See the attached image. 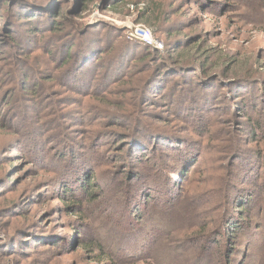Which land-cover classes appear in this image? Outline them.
Here are the masks:
<instances>
[{
  "label": "rangeland",
  "instance_id": "1",
  "mask_svg": "<svg viewBox=\"0 0 264 264\" xmlns=\"http://www.w3.org/2000/svg\"><path fill=\"white\" fill-rule=\"evenodd\" d=\"M11 1L13 5L20 4L27 8L33 16L54 6V0ZM111 1L114 2L96 3L87 12L75 17V21L91 26L95 35L109 34L110 43L120 47L121 54H125L124 51L129 46L133 45L136 49L139 42L158 51L168 61L171 60L164 71L165 93L172 90L171 93L178 96L179 102L174 107L181 108L183 103L186 104L183 109H178L180 112L176 111L179 116L174 117L169 113L173 107L166 104L169 103L166 99L161 102L159 96L158 102L150 99L149 106H139V97L134 98L133 95L124 98V91L128 93L134 88L142 90L143 83L150 75L149 70L140 76L133 75L134 79L127 86L122 83L113 84V93L104 100L105 103L98 104L97 97H82L77 94L74 97H80L79 100H71L69 92H64L59 86L52 87L44 80L45 76H41V71L49 69L54 63V58L50 59L47 53L59 45L50 46L47 38L51 33L41 32L31 36L32 26L20 23L31 19L28 18L30 16L11 12V17L5 18L3 16L6 14H1L0 30L4 31L0 33V264H109L110 261L99 259L97 254L85 251L82 245L93 242L101 230L114 229L120 216L130 210L127 209V204L139 202L137 199L140 192L131 189L122 198L121 188H125L127 173H132L137 166V161L130 157V151L136 152L142 145L151 144L145 139L132 141L124 138L130 133L127 126L130 123L111 122L110 114L120 111L116 103L121 101H126L122 105L127 107L125 110L137 111L136 116L149 126H181L189 139L199 142V145L190 148V152L195 151L200 155L199 162L189 176L184 178L183 183L182 176L172 175L170 172V175L166 174L180 185L178 189L182 188L180 196L186 197L183 204H179L178 200L174 204L173 215H182L184 218L186 211L192 207L197 218L192 226L204 225V233L217 239L221 250L226 249L223 235L225 221L222 222V218L228 216L225 213L226 207L222 204L224 196L231 195L229 185L226 188L224 182L234 171L238 173V168L243 164L242 169L245 165L251 168L253 164V173L244 185L253 189V183L260 174V186L264 185V167L261 168L264 159L256 156L260 148L262 151L264 149V134L251 131L258 122L264 126V0H162L168 11V22L164 28H160L159 33H156L157 27L146 22L151 16L149 7L157 0ZM35 4L42 6L36 7ZM136 29L147 31L149 42L139 40ZM108 43V40L104 41L88 59L96 62L101 49H108ZM135 49V54L142 53V49ZM191 56L195 63L201 65V72L174 67L176 62L192 61ZM233 60L239 64H248L249 70L236 69L226 74L225 71ZM134 63L136 62H131L130 71L136 69ZM99 67L96 65L91 68L90 78H95V81H99L102 78L100 75L106 71L104 68L98 70ZM109 71L107 68V72ZM34 73L37 80L31 85L33 88L41 85V88L38 87L39 97L23 93L25 89L22 77ZM244 76L250 79L242 83L232 81L234 77ZM190 79L204 90L203 101H212L215 105L212 110L202 109L205 107L203 103L198 105L197 112L204 110L203 121L207 123L208 137L204 140L197 136L198 131L192 125L197 122L195 119L190 120L192 123H184L183 117L192 116L190 110L195 104L190 100L194 98L186 96V90L182 87L185 85L188 88ZM159 80L157 74L152 83L154 89ZM94 85L96 88L97 85ZM238 85L245 87L249 99L258 103L256 111L248 109L249 117L247 115L246 118H243L244 114L239 108L246 104L240 102L242 100L239 95L235 94ZM104 87L105 82L97 89L105 90ZM103 95L104 92L100 97ZM69 125L73 128L70 135L83 145L79 151L88 156L89 165L95 173L93 198L80 192L70 195L71 201L61 196L59 183L67 175L61 172L58 157L61 153L66 154L63 163L69 160L70 153L65 142L62 141L61 144L57 136L60 127L66 129ZM201 132L205 133V128ZM152 135L157 140V136L166 137ZM257 135H260L259 138ZM33 139L37 142L32 143ZM157 142L154 141L153 144ZM168 144L169 142L166 143ZM177 145L179 147L180 142ZM159 147L163 151L158 154L145 153L147 156L143 158L146 161H140L138 169L157 173L153 167L155 161L167 163L171 170L176 168L173 150L168 151L165 146ZM175 148L174 144L172 149ZM235 149L239 153L234 156ZM77 171L72 173L75 177L79 175ZM166 175L164 174L165 177ZM158 186L166 189L164 183ZM260 193L264 195V189ZM160 195L158 190L154 195L156 200L150 203L149 208L156 207V204L158 209L166 210L167 207L160 202ZM81 215L86 218L85 221H82ZM185 218L190 219V214ZM186 230L188 228L183 231ZM185 233L182 232L180 237H184ZM216 236L218 238H214ZM169 237L171 236L165 234L156 237L151 254L140 264H168L163 257L158 263H154L151 257L160 255V248L167 244ZM181 240L183 241L174 240L178 243L169 246L170 250L180 246L184 254L190 252H185V249L188 245H193V241H185L184 238ZM193 247L196 248L194 245ZM195 248L191 250L192 255ZM239 250L242 251L240 259L243 260L247 248L243 250L240 247ZM196 252L198 254L199 251ZM187 260L183 255L182 264H187Z\"/></svg>",
  "mask_w": 264,
  "mask_h": 264
},
{
  "label": "trees",
  "instance_id": "2",
  "mask_svg": "<svg viewBox=\"0 0 264 264\" xmlns=\"http://www.w3.org/2000/svg\"><path fill=\"white\" fill-rule=\"evenodd\" d=\"M98 2L107 3L114 1L78 0L77 2H72L69 0H54V6L50 10L43 9L42 12L35 13V16H33L32 12L20 4L13 5L11 0H0V17L1 14H6V16H3L5 18L11 17V12H15L18 15L22 13L25 17L30 16L28 18H31L25 21H20V23L23 22L32 26L31 36L41 32L51 33L50 37L47 38L50 41V46L53 44L59 45L56 46L55 50L47 53L50 59L54 58V63L52 67L49 65V69L46 68L42 70L41 76H45L44 80L52 87L59 86L64 92H69L71 94V100H79L78 98L80 97H74V94H77L82 97H97L96 100L99 101L98 104L101 102L105 103L104 100L108 99L113 93V89L111 88L113 84L122 83L127 86L130 84V81L134 79V76H140L149 70L150 75L144 83L142 81V90L140 88L138 90L137 88H134L128 93L124 91L122 96L124 98L131 95H133L134 98L139 97V106H149L151 100L158 102L157 98L159 96L161 102L166 99L167 102H169L166 104L174 108L173 109L169 106L171 108L169 113L174 115V117H178L179 114L176 113V111L180 112L178 109H183L186 103H183V106H180L181 108H176L174 106L179 102L178 96L171 93L172 90H167L168 92L165 93L166 85L164 82V71L167 68V64L171 63V60L168 61L167 58L158 51H154L150 47L139 42L136 49L134 48L135 46L132 45L133 47L129 46L127 48V50L129 49L128 51H124L125 54H121L120 47L110 43L108 38L109 34L102 36V34L99 33L100 35H95L92 33L94 29L91 28V26L83 25L75 21V17L87 12L90 7ZM34 6L40 7L42 5L35 4ZM64 6L67 7L63 9ZM165 7V1L162 0L155 1L152 6L149 7L151 16L145 21L151 26L159 29H157L156 33H159L160 28L162 26L164 28L168 22V11ZM145 16L147 15L145 14ZM1 31L4 30L1 29L0 33ZM52 39H55V41L53 42ZM107 40L109 41L108 49H101V52L99 53L100 57L96 62H94L93 59L89 60L88 57L90 58V54L93 53L97 47H101V44ZM134 49H142V53L137 55L135 54V51H133ZM192 58L193 56H191V59ZM132 61L136 62L134 63L136 69L130 71L129 67L131 66ZM174 62H176V60ZM195 62L194 58L192 61L189 59V61L185 63L176 62L177 65L174 67H179L185 70H194L191 72L195 73L201 72V65ZM96 65L100 66L98 70H101L102 68L106 69V71L100 75L102 78L99 81H95V78H90L91 68L93 66L96 67ZM107 68L110 69L109 72H107ZM236 69L248 71L249 66L245 63L239 64L237 61L233 60L232 64L227 67L225 72L226 74H229ZM157 74L160 77V80L157 83V87L154 89L152 83L156 80ZM22 78V83H24L23 89H25L23 93L39 97L40 91L38 87L41 88V85L34 88L32 87L33 85H31L33 82L36 83V73ZM248 79L250 78L245 76L234 77L232 81L242 83ZM226 81L228 82V80ZM103 82H105V90H98L97 88H99ZM98 83L100 84L98 85ZM189 83L191 84H188V88H186L185 85L182 87L186 90V96L191 95V97L194 98V100H190L195 104L194 108L190 110L192 116H189L188 118L187 116L186 118L183 117L185 119L184 123H192L190 120H192V118L195 119L194 121L197 122H193L192 125L198 131L197 136H200V138L203 137L204 140L208 137V135H206L207 123L203 121L202 113L204 110H201L200 113L197 112V109H199L198 105L203 103L205 107L202 109L207 108L208 110H212L215 105L212 104V101H203L204 90L201 85L195 83L191 79ZM94 84L97 85L96 88ZM225 87L227 86H223V88ZM238 87L239 88L235 90V94L239 95V99L242 100L240 102L246 104L239 107L244 114L243 118H246L248 115V109L252 108V110L256 111L258 109V103L249 99L250 97L245 87L242 85H238ZM108 88L111 89L106 90ZM180 89L181 88H179V90ZM154 90L155 92L153 93ZM102 92H104V95L101 98L100 95ZM152 93L154 94L153 96ZM127 102H129V100ZM125 103L126 101L116 103L120 111L118 113L110 114L111 122L130 123L127 125L130 129V133L125 135L124 138L132 141L145 139L149 140L148 142L151 143L150 145H142V148L136 152H134V148L132 149L133 151H130V157L131 159H134V161H137V166L134 171L131 170L132 173H127L124 184L125 188H121L123 191H120L123 194V198L130 193L131 189L132 191L137 190L140 192V197L137 199L139 202L135 201V204L133 205L127 204V209L130 210L126 212L124 216H120V219L118 217L119 220L114 229L112 227L110 230H101V232L94 237L93 242L82 245L85 251L97 254L99 259L110 261L109 264H131L132 262H134L133 264H140L141 262H145L142 261L143 259L145 260L148 258L147 256L152 250L151 248L156 241V237L165 234L171 237L167 240V244L160 248V255L157 254L158 257L156 256V258L151 257L154 263H158L159 259L162 260L161 257H163L168 264H182V256L184 255L185 258L188 259L187 264H264V195H261L260 193V191L264 189V185L260 186L262 175L260 174L257 176V180L253 183L255 184L252 187L253 189H249V186L244 185L246 180H248L253 173V164L251 168L245 165V168L242 169L243 164L238 168V173L234 171L224 182L226 188L229 185L228 190L231 195L224 196V203L222 204L226 207L225 213H227L228 216L226 215L224 219L222 218V222L225 221V231H223V235H225L224 239L226 240V244L224 246L226 249L221 250L220 242L204 233V225L202 227L192 226L194 224L193 221H195L194 219H197L196 213L193 211L192 207H189V210L184 214V218L188 213L190 214V219L185 218L186 222H184V218L181 217L182 215H177L178 217L173 215L174 204L177 203V200L179 201V204H183L186 197L180 196L182 192H180V189L182 188L178 189L180 185L173 182L172 177L167 176L170 175L169 172L172 175L182 176L183 183L184 178L186 179V177L189 176L190 172L193 171L199 162L200 155L195 153V151L194 153L190 152V148L199 145V142L189 139L181 126L158 128L149 126L142 118L136 116L137 111L131 109L125 110L124 108L127 107H122ZM152 106H155V104H152ZM88 107L89 106H87V108ZM94 107L98 108L96 105H94ZM63 123H66V121H63ZM203 128H205V133L201 132ZM72 131L73 128L70 127V125L66 129L60 127L57 136L59 139L58 141H60L61 144L62 141L65 142L64 144L67 145L70 153L69 160L63 163L62 160L65 159L66 154L61 153L58 157V160L61 163V172L67 175V177L59 183L60 191L62 192L61 196L62 198H67L68 201H71L70 195H75L80 192L82 195L85 194L86 197L90 196V198H93L95 195V173L89 165L88 156L85 154L83 155L79 151L83 145L77 138L70 135ZM251 131L264 134V126L262 123L258 122L252 127ZM152 134L165 135L166 137L157 136V140L156 136H153ZM259 136L260 135H257L258 138ZM35 141L37 142V140L33 139L32 143ZM154 141H158L159 143L157 142L153 144ZM200 141L202 142V140ZM168 142L169 144L166 145ZM179 142L180 145L178 147L177 143ZM27 143H29V140H27ZM174 144L176 145V148L172 149ZM159 146H165L168 151L173 150L172 153L175 158L176 168L171 170V167L167 163H162L161 161L160 163H157V161H155L156 164H154L153 167L157 170V173H154L155 171L151 173L144 172L145 170L142 168L138 169V163L140 161H146L143 157L147 156V154H155L156 152L158 154L163 151ZM236 146L237 143L235 144V148ZM238 153L239 150L237 151V149H235L233 154L235 156ZM263 154L264 149L262 151L260 148L256 156L258 159H264ZM263 167L264 164H261V168ZM74 169L81 170L77 171ZM76 171L79 173L77 177L72 174L74 172L76 173ZM164 174L168 175L165 177ZM152 179L154 180L151 182ZM163 183L165 184L166 189H162L163 187L160 189L158 186ZM255 188H257V191H255ZM158 190L161 194L160 202L167 207L166 210L158 209V205L156 204V207L149 208L150 203L156 200L154 199V195ZM146 208H149V210H146ZM81 219L82 221H85L86 218L81 215ZM185 228H188V230L183 231ZM182 232H186L184 237H180ZM183 238L185 241H193V245L196 246V248L193 247L192 244L188 245L185 252L188 250L190 252L185 254L181 251L180 246L170 250L169 246L178 243V241L174 242V240L179 239L180 241H183L181 240ZM214 238L218 237L216 236ZM240 247H243V250H246L247 248V253L244 254L245 256L243 260L240 259L242 254V251L239 250ZM194 248L199 252L197 254L196 250H194V255H192L191 250ZM252 250L253 252L250 253ZM112 261H114V263Z\"/></svg>",
  "mask_w": 264,
  "mask_h": 264
},
{
  "label": "built area",
  "instance_id": "3",
  "mask_svg": "<svg viewBox=\"0 0 264 264\" xmlns=\"http://www.w3.org/2000/svg\"><path fill=\"white\" fill-rule=\"evenodd\" d=\"M135 33H136V37L139 39V40H141V41H143V42H149V41H147L148 40V33H147V31H145L144 29H136L135 30Z\"/></svg>",
  "mask_w": 264,
  "mask_h": 264
}]
</instances>
